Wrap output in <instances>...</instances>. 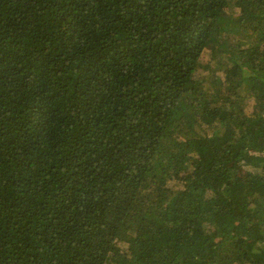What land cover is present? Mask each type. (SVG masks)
Returning <instances> with one entry per match:
<instances>
[{
    "label": "trees",
    "instance_id": "trees-1",
    "mask_svg": "<svg viewBox=\"0 0 264 264\" xmlns=\"http://www.w3.org/2000/svg\"><path fill=\"white\" fill-rule=\"evenodd\" d=\"M0 264H264V0H0Z\"/></svg>",
    "mask_w": 264,
    "mask_h": 264
}]
</instances>
